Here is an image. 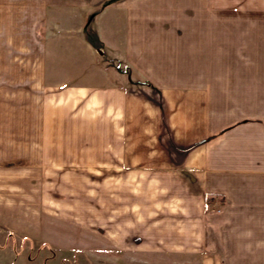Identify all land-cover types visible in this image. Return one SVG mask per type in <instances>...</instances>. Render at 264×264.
Here are the masks:
<instances>
[{
    "label": "crops",
    "instance_id": "crops-1",
    "mask_svg": "<svg viewBox=\"0 0 264 264\" xmlns=\"http://www.w3.org/2000/svg\"><path fill=\"white\" fill-rule=\"evenodd\" d=\"M0 13L5 235L41 234L48 171L128 173L139 210L118 246L264 264V0H0Z\"/></svg>",
    "mask_w": 264,
    "mask_h": 264
},
{
    "label": "rangeland",
    "instance_id": "rangeland-1",
    "mask_svg": "<svg viewBox=\"0 0 264 264\" xmlns=\"http://www.w3.org/2000/svg\"><path fill=\"white\" fill-rule=\"evenodd\" d=\"M7 15L0 13V24H5ZM2 31L0 27V36ZM126 174L110 172L105 178L101 171H48L46 193L53 205L47 204L41 234L13 237L0 228V249L8 250L6 257L0 254V264H182L166 259L165 253L118 246L125 244L124 237L119 241L115 231L119 222H124V213L139 210L132 203L131 187L124 183ZM107 214L109 218L104 219ZM197 259L186 261L198 264Z\"/></svg>",
    "mask_w": 264,
    "mask_h": 264
},
{
    "label": "trees",
    "instance_id": "trees-1",
    "mask_svg": "<svg viewBox=\"0 0 264 264\" xmlns=\"http://www.w3.org/2000/svg\"><path fill=\"white\" fill-rule=\"evenodd\" d=\"M211 198L212 197H210L208 195L206 196L205 201H206L207 204L211 202ZM221 202H225V198L223 196L221 197Z\"/></svg>",
    "mask_w": 264,
    "mask_h": 264
}]
</instances>
